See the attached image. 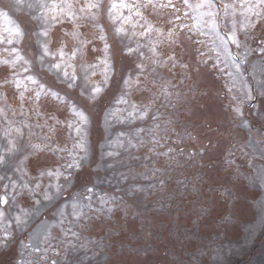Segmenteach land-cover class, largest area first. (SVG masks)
I'll return each mask as SVG.
<instances>
[{"label":"snow or ice","instance_id":"1","mask_svg":"<svg viewBox=\"0 0 264 264\" xmlns=\"http://www.w3.org/2000/svg\"><path fill=\"white\" fill-rule=\"evenodd\" d=\"M264 246V0H0V264H232Z\"/></svg>","mask_w":264,"mask_h":264},{"label":"rangeland","instance_id":"2","mask_svg":"<svg viewBox=\"0 0 264 264\" xmlns=\"http://www.w3.org/2000/svg\"><path fill=\"white\" fill-rule=\"evenodd\" d=\"M232 264H264V246L260 238L248 245L240 254L232 257Z\"/></svg>","mask_w":264,"mask_h":264}]
</instances>
